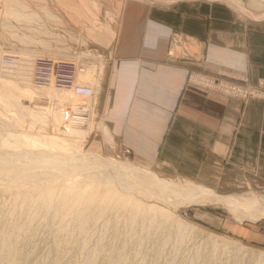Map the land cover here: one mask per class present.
I'll list each match as a JSON object with an SVG mask.
<instances>
[{
  "label": "rangeland",
  "instance_id": "1",
  "mask_svg": "<svg viewBox=\"0 0 264 264\" xmlns=\"http://www.w3.org/2000/svg\"><path fill=\"white\" fill-rule=\"evenodd\" d=\"M49 1L0 0V53H23L24 60L17 70L0 64V264H264V242L255 232L264 218L241 221L221 204L175 205L173 194L140 184L134 174L116 179L112 170L94 168L70 155L95 153L150 170L98 124L96 96L85 100L70 93L69 98L63 91L31 83L36 54L72 58L87 68L79 80L97 86L88 57L69 51L87 41L49 11ZM224 1L213 2L229 8L242 22L264 24V18H252ZM241 1L253 13H264L263 1L252 0L253 7ZM192 73L201 74L189 72L187 83L194 84L188 81ZM19 88H31L36 96L30 98ZM81 105L92 108L90 115L82 114L87 109ZM76 109L94 124L84 141L78 132L67 131L71 117L80 116L73 114ZM55 112L66 114L63 122L56 120ZM126 148L129 154H124ZM256 193L264 196V189L251 186L232 195Z\"/></svg>",
  "mask_w": 264,
  "mask_h": 264
},
{
  "label": "crops",
  "instance_id": "2",
  "mask_svg": "<svg viewBox=\"0 0 264 264\" xmlns=\"http://www.w3.org/2000/svg\"><path fill=\"white\" fill-rule=\"evenodd\" d=\"M95 1L50 0L49 11L87 41L69 51L96 73L98 124L159 176L225 195L264 189V102L187 83L191 71L264 80V24L219 0ZM255 230L264 242V223Z\"/></svg>",
  "mask_w": 264,
  "mask_h": 264
},
{
  "label": "bare ground",
  "instance_id": "3",
  "mask_svg": "<svg viewBox=\"0 0 264 264\" xmlns=\"http://www.w3.org/2000/svg\"><path fill=\"white\" fill-rule=\"evenodd\" d=\"M239 4H240V2H239ZM241 5H243V4L241 3ZM238 8H239V6H238ZM253 17H254V15H253ZM23 62H24V60L22 58L21 64L19 65L18 68H20L22 66ZM18 68L14 69V70H17ZM86 69H85L84 72H80L79 75L80 76L84 75L85 72H86ZM20 78L21 79H26V76H20ZM193 80L196 81L197 77L193 76ZM92 87L94 88V96H93V98H94L95 95H96L97 90H96L95 86H92ZM41 88L55 89L52 86L41 87ZM19 90H20V92H22L23 94H25L26 96H28L30 98H33V97L36 96V91H34L31 88H26V89L19 88ZM56 90H58V89H56ZM60 91H63L62 94H64V95L67 94L68 97L70 98V93H71L70 91H68V90H60ZM64 91H66V92H64ZM58 95H61V94L59 93ZM78 98H80V97H78ZM80 107H82V105ZM51 109H52V106H51ZM82 109L84 111L87 109V111H85V112L81 111L82 114L89 112V115H90V112L92 111L91 110L92 108H89V107H87V108L86 107H82ZM48 110L49 109H47V111ZM79 110H81V109H76L73 114H77V115H80V116L71 117V124L69 125L70 128H68L67 131L68 132H78V134L80 135L81 139L84 141L88 137L90 131H92V128H93L94 124L90 122V119H88V115H87V118H83V115L80 114L81 112H79ZM58 112L57 113L55 112L56 113V120L59 121V122H63L64 115H66V114L61 115V114H58ZM69 114L71 116V113H69ZM88 123H89V125H88ZM71 125L80 126V129L76 128V131L71 130V127H74V126H71ZM29 141L28 142L30 144L37 145V142H35L34 140L29 139ZM54 153H57V152H54ZM65 155H69V154H65ZM70 155L72 157H74L75 155L79 156V157H77V159H80V160H83L84 162H87L86 164H88V165H90V166H92L94 168L97 167V168H104V169L112 170L113 171L112 174L115 173L113 176L116 179H118V176H120V177L121 176H123V177L125 176L126 177V176H128L130 174H134V176L136 177V180L139 181L140 184L147 185L148 188H150V189H152V187H154V188H157V190H158V188H159V189H161L163 191V193L164 192L166 193V191H167L168 195L169 194H173L175 196V198L177 199L174 202L175 205H179V204L180 205L221 204L222 206L226 207L227 210H229L231 212V214L236 219L241 220V221L247 218L248 220L255 222V221H258V220H261V219L264 218V196H260L257 193H256V195H252V197L250 195H247V194L246 195H241V196H237V195H221V194H218L215 190H213L211 188L197 185L194 182L193 183L192 182H188V183H184L183 182V183H181V182H177V181H172V180L161 178L155 172H153V171H151V170H149L147 168H143V167H140L138 165H135V164H133L131 162H128V161H118V160H116L114 158H104L103 156L95 154V153H83L82 154L80 152H76V153L74 152V153H70ZM50 156L52 157V155H50ZM83 165H85V164H83ZM104 173L106 175L109 174V173L107 174L106 172H104ZM109 176H111V175H109ZM113 176H111V177H113ZM140 179H142V180H140ZM95 182H97V181H95ZM159 195L162 196V193H160ZM163 198L165 200H169V198H166V197H163ZM48 204H49V202H48ZM136 205L137 206H135V208L138 210V204H136Z\"/></svg>",
  "mask_w": 264,
  "mask_h": 264
},
{
  "label": "built area",
  "instance_id": "4",
  "mask_svg": "<svg viewBox=\"0 0 264 264\" xmlns=\"http://www.w3.org/2000/svg\"><path fill=\"white\" fill-rule=\"evenodd\" d=\"M22 55L23 53H0V64L4 69L14 70L21 64ZM84 71L85 68L72 58L43 57L34 54L30 80L33 85L38 87L52 86L58 90H68L76 97L92 100L95 98H93L94 88L89 83L79 80L80 72ZM201 74L192 73L188 81L244 101L255 99L264 102V80L254 83L247 78L231 77L228 74ZM193 76L197 77L196 81L193 80ZM129 153L130 150L126 148L124 154Z\"/></svg>",
  "mask_w": 264,
  "mask_h": 264
}]
</instances>
